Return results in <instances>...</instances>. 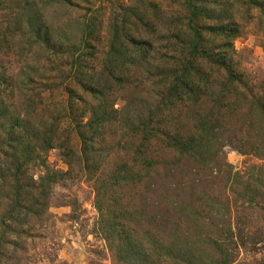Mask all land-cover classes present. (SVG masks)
Wrapping results in <instances>:
<instances>
[{
	"label": "rangeland",
	"instance_id": "obj_1",
	"mask_svg": "<svg viewBox=\"0 0 264 264\" xmlns=\"http://www.w3.org/2000/svg\"><path fill=\"white\" fill-rule=\"evenodd\" d=\"M0 264H264V0H0Z\"/></svg>",
	"mask_w": 264,
	"mask_h": 264
}]
</instances>
